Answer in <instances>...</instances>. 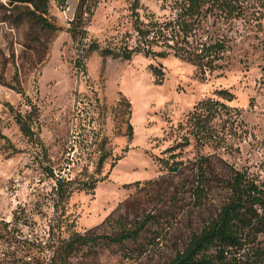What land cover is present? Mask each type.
Returning a JSON list of instances; mask_svg holds the SVG:
<instances>
[{
    "label": "rangeland",
    "instance_id": "1",
    "mask_svg": "<svg viewBox=\"0 0 264 264\" xmlns=\"http://www.w3.org/2000/svg\"><path fill=\"white\" fill-rule=\"evenodd\" d=\"M59 1L50 0L48 16L62 28L54 31L24 4L0 0V264H165L199 218L190 181H197L200 157L211 155L203 163L214 185L211 204L229 195L215 179L231 167L264 179V1L244 0L243 16L210 19L229 50L206 78L166 46H151L166 56L101 54L138 45L134 0H88L83 40L67 31L78 0L63 7ZM166 5L140 0L136 11L144 22L149 15L164 20L173 15ZM92 43L100 50L90 51ZM152 65L163 68L161 83ZM219 89L232 93L226 102L239 112L221 142L200 140L186 124L188 114L203 98L222 99ZM18 113L32 134L20 129ZM175 145L187 165L179 174L160 160ZM62 177L98 182L60 202ZM148 214L156 218L137 238L103 237L120 229V217L131 226ZM75 232L87 235L85 242L63 262L54 259V242Z\"/></svg>",
    "mask_w": 264,
    "mask_h": 264
},
{
    "label": "trees",
    "instance_id": "2",
    "mask_svg": "<svg viewBox=\"0 0 264 264\" xmlns=\"http://www.w3.org/2000/svg\"><path fill=\"white\" fill-rule=\"evenodd\" d=\"M9 1L24 4L27 7V14L41 27L54 31L62 30L48 16L51 10L50 0ZM66 1L60 0V6H65ZM139 1L134 0L132 4L137 16L135 30L140 36L138 45L126 47L120 52L109 47L100 50L97 43H92L89 50H100L104 57L130 59L135 53L141 52L145 55H169V51L155 52L151 47L152 44L166 46L174 50V55L186 57L188 61L194 63L201 78H206L207 72H213L219 66L217 62L223 59L229 50L224 35L217 34L211 29L210 19L218 21L243 16L247 9L244 0H164L173 13L172 17L161 20L149 15L144 22L140 20L136 11ZM87 2L88 0H78L77 12L69 19L70 27L67 29L73 37L82 33V40L86 38L87 33L85 26ZM82 58L83 56H78L76 67L83 63ZM151 69L157 77L156 82L161 83L163 68L152 65ZM216 92L222 99L203 98L188 114L186 124L189 123L191 131L200 140L215 138L221 142L229 133L239 112L238 107L226 102L233 100V95L228 89H219ZM8 106L13 109L10 103ZM216 120L222 123L220 130L214 126ZM17 122L25 134H32L27 117L24 118L18 113ZM180 126L184 125L181 123ZM176 147L177 145L170 147L168 149L170 155L160 160L166 164L169 171L179 174L186 170L187 165L180 159L181 154L174 152ZM210 156L199 158L200 172L196 175L197 181H190L194 198L192 204L200 210L199 218L189 225L186 242L176 249L174 257L165 264H264V179L247 169L231 167L215 179L217 188L221 191L227 189L229 195L221 204H211L208 197L214 185L203 167V163H208ZM97 182L94 177L88 179L62 177L58 179L56 188L59 201H67L76 190L91 191ZM126 185L129 186L130 183ZM155 218V215L148 214L143 221L129 226L128 222L120 217L117 220L120 229L113 235L103 237L111 243L137 238L147 223ZM86 238L87 235L75 232L69 238L56 240L54 243L57 247L53 258L63 262L73 246L85 242Z\"/></svg>",
    "mask_w": 264,
    "mask_h": 264
}]
</instances>
